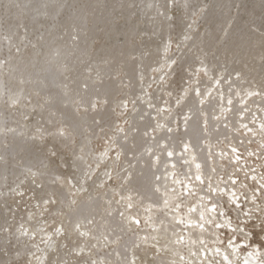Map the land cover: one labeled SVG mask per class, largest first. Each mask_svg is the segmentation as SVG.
<instances>
[{
    "label": "rangeland",
    "instance_id": "obj_1",
    "mask_svg": "<svg viewBox=\"0 0 264 264\" xmlns=\"http://www.w3.org/2000/svg\"><path fill=\"white\" fill-rule=\"evenodd\" d=\"M0 264H264V0H0Z\"/></svg>",
    "mask_w": 264,
    "mask_h": 264
}]
</instances>
